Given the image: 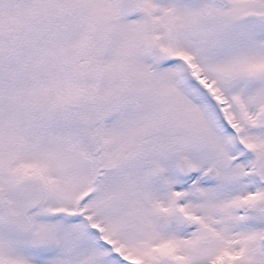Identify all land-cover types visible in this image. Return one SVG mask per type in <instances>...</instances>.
Returning a JSON list of instances; mask_svg holds the SVG:
<instances>
[{
    "label": "snow or ice",
    "instance_id": "6c2138e0",
    "mask_svg": "<svg viewBox=\"0 0 264 264\" xmlns=\"http://www.w3.org/2000/svg\"><path fill=\"white\" fill-rule=\"evenodd\" d=\"M0 264H264V0H0Z\"/></svg>",
    "mask_w": 264,
    "mask_h": 264
}]
</instances>
